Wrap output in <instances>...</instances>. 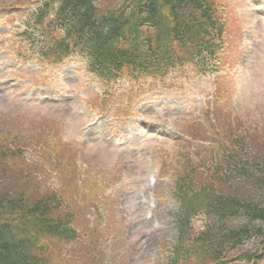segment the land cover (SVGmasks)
Segmentation results:
<instances>
[{
	"label": "trees",
	"instance_id": "obj_1",
	"mask_svg": "<svg viewBox=\"0 0 264 264\" xmlns=\"http://www.w3.org/2000/svg\"><path fill=\"white\" fill-rule=\"evenodd\" d=\"M33 1L13 0L21 8ZM223 5V0H37L19 37L30 47L28 56L59 64L81 55L104 88L124 81L141 92V83L187 68L193 75L218 72L225 15L231 11V19L239 20ZM182 124L175 129L191 142L178 143L186 150L180 155L184 163L179 171L161 168L168 176L175 172L179 204L173 214L178 239L166 264H263L264 151L252 152L242 132L219 135L212 117ZM43 133L0 146V264H122L107 244L116 234L100 223L105 206L98 178L81 180L75 153L68 154L57 135L52 145L45 144ZM33 147L42 162L29 157ZM51 179L56 186H47Z\"/></svg>",
	"mask_w": 264,
	"mask_h": 264
},
{
	"label": "rangeland",
	"instance_id": "obj_2",
	"mask_svg": "<svg viewBox=\"0 0 264 264\" xmlns=\"http://www.w3.org/2000/svg\"><path fill=\"white\" fill-rule=\"evenodd\" d=\"M223 4L239 20L231 19V11L225 15L227 32L218 72L205 77L187 68L147 82L143 91L150 92L135 100L134 116L124 119L130 101L138 96L137 86L120 82L102 89L78 58L60 66L41 63L36 56L21 61L30 47L15 35L36 6L30 2L21 8L13 0H0V146L14 140L22 143L43 130L45 144L52 145L57 135L66 152L75 153L79 178L94 175L101 183L105 209L100 223L105 227L110 221L116 241L109 239L107 244L116 248L122 264H162L176 243L175 172L166 177L161 168L169 165L179 171L184 163L183 150L173 143L179 140L173 129L179 121H185L184 127L212 117L219 135L242 132L252 152L264 151L263 1ZM105 105L108 109L97 114ZM149 128L164 131L156 134ZM34 148L29 157L40 163ZM51 184L57 185L52 179L47 186Z\"/></svg>",
	"mask_w": 264,
	"mask_h": 264
},
{
	"label": "bare ground",
	"instance_id": "obj_3",
	"mask_svg": "<svg viewBox=\"0 0 264 264\" xmlns=\"http://www.w3.org/2000/svg\"><path fill=\"white\" fill-rule=\"evenodd\" d=\"M156 132H161V130H155Z\"/></svg>",
	"mask_w": 264,
	"mask_h": 264
}]
</instances>
